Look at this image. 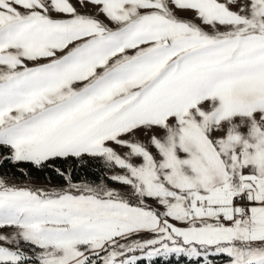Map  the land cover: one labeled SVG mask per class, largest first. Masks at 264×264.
<instances>
[{
	"label": "snow or ice",
	"instance_id": "1",
	"mask_svg": "<svg viewBox=\"0 0 264 264\" xmlns=\"http://www.w3.org/2000/svg\"><path fill=\"white\" fill-rule=\"evenodd\" d=\"M0 264H264V0H0Z\"/></svg>",
	"mask_w": 264,
	"mask_h": 264
}]
</instances>
